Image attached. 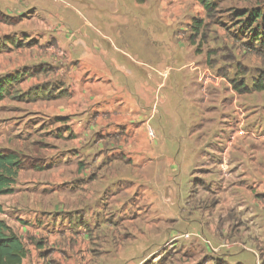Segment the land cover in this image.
I'll return each mask as SVG.
<instances>
[{"label": "crops", "instance_id": "1", "mask_svg": "<svg viewBox=\"0 0 264 264\" xmlns=\"http://www.w3.org/2000/svg\"><path fill=\"white\" fill-rule=\"evenodd\" d=\"M80 1L83 5L78 7L89 10L94 24L87 14L68 8L71 0H57L56 4L68 6L59 20L79 35L74 39L68 31V37L62 33L69 46L64 48L71 46L78 59L69 67L66 85L47 82L46 92L40 95L56 100V113L67 119L63 128L71 130V136L63 133L57 142L61 151L43 156L40 153L50 145V138L30 147L29 131L21 123L16 119L0 123V154L16 153L22 161L12 192L0 196V221L27 249L22 264H146L151 259L162 264H197L207 259V264H215L217 258L228 264H264V91L238 94L223 88L221 80L218 86L206 84L205 89L212 86L217 92L205 93L194 115L201 120L199 127H206L200 134L219 135V144L207 147L219 145V161L205 157L194 168L197 161H144L145 150L154 146L159 150L154 125L159 124L157 132L163 135L168 130V122L155 106L160 89L151 72L155 67L142 76L122 65L114 56L116 44L101 30L123 33L120 26L128 22L118 20L112 27L107 17L117 19L120 13H110L98 1ZM110 1L115 6L120 3L136 25L137 9L143 23L173 28L176 40L185 37V24L192 19L208 18L201 0ZM232 1L209 0L219 6ZM28 2L42 5L49 0H0V13L22 18L11 13L20 6L29 12ZM233 13L230 9L228 15L232 18ZM83 28L85 33L80 35ZM237 31L250 44V36ZM137 34L134 30L125 38L140 39ZM163 37L158 35L155 43L172 40ZM242 45H235L236 50L246 51ZM247 61L245 66L264 70L261 58L257 64L255 59ZM252 73L250 82L257 79ZM147 128L153 132L151 143L137 135ZM25 145L32 151L27 152ZM128 149L135 150V161H119V156L126 160L122 151ZM197 180L213 196L211 200L206 196L210 223L205 228L189 218L186 209Z\"/></svg>", "mask_w": 264, "mask_h": 264}, {"label": "rangeland", "instance_id": "2", "mask_svg": "<svg viewBox=\"0 0 264 264\" xmlns=\"http://www.w3.org/2000/svg\"><path fill=\"white\" fill-rule=\"evenodd\" d=\"M83 1L85 3L93 2V0ZM94 1L106 4L107 11L110 13L121 14V18L117 19L107 17V24L115 27L118 20L124 23L128 22L120 26L123 33L112 29L110 31L101 30V34L106 39L116 44L115 58L139 75L144 74L150 66L155 67L151 72L160 84L159 105L156 103L155 106L159 112L161 111L163 121L168 122V130L163 131L165 134L163 135L162 131L157 132L159 124L154 125V132L159 138V150L156 146L145 150L144 161H179L180 163L182 161H197L192 168L199 165V161H206L205 157H210L211 161H219V145L213 149L211 146L210 149H207L215 142L219 144V135L215 133L200 134L199 132H203L201 130L206 127H199L202 125L201 120L200 122L197 120L194 110L203 101L205 93L217 92V89L212 86L205 89L206 84L209 85L210 82H213L218 86L219 80H221L220 84L223 88L225 86L237 93L238 91L232 84L233 80L243 81L248 85L247 82L253 83V81L250 82L251 75H254L252 72L255 73V77H259L258 73L262 71L261 69L249 68L244 64L248 62L249 58L251 61L255 59L256 64L259 62V58L264 61L263 46L260 43H255L254 46L247 45L246 38L237 31L240 27L239 20L232 21L228 12L230 9L235 11L236 8L245 10L260 7L262 9L264 0L245 3L233 0L225 6H219L217 3L210 12H207L208 18L202 20L198 17L192 19L189 24H185L188 32L181 39L178 36L179 40L174 39L173 28L163 27L162 23L152 24V21L143 23L139 19L137 9L136 20L139 21V25L132 21L120 3L115 6L110 0ZM28 3L31 8L29 12L20 6L16 13H11L13 16H20L23 19L19 18L20 20L16 22L11 21L10 24L0 23V80L6 77L17 78V81H14L9 88L10 93L7 92L3 101L0 102V123H12L16 119L29 131L31 140L28 143L30 147L50 138V145L44 146L40 154L46 156L54 153L56 155L62 147V144L57 143L59 136L67 133L66 137H69L71 130H64L63 127L67 125V119H62L64 116L56 113V100L48 101L40 95L42 92H46L47 82H51L53 85H66V76L70 74L69 67H73V63L78 58L77 53L71 51V46L69 49L64 48L68 46L65 39L68 35L65 31H68L71 38L74 39H78L79 35L71 25H64L59 20L61 15L63 17V11L68 6L61 2L56 4L57 0H49V3L42 5L37 2H35L36 4ZM70 4L68 8L74 9L84 16L87 14L91 21L89 22L94 24L95 20L89 10L79 8L83 5L80 0H71ZM219 9L223 11L221 14H219ZM152 25L160 26L153 31L148 30ZM85 29L80 31V35L85 33ZM134 30L138 31L137 36L139 35L140 39L135 40L136 36L126 39L125 35ZM64 32L66 37L61 36ZM158 35L174 39L175 47L172 45V40L168 39L165 43H155L158 42ZM69 41L71 40L69 39ZM15 43L21 45V48H18ZM238 43L243 44L246 51L243 49L237 51L235 45ZM247 49H250L251 52H248ZM198 80L201 84L198 83ZM248 86L251 87L252 84ZM255 93L263 92L251 90L245 94ZM257 104L256 109H259V102ZM214 108L219 109V107ZM166 111L169 112H167L169 117L166 116ZM57 116L59 117L56 118ZM195 120H197V126H193ZM172 124L176 126H172ZM183 124L184 127L181 126ZM137 135H143L146 139L148 138L150 143L152 142L153 132L150 128ZM206 149L210 152L208 155ZM25 150L31 152L32 148L28 150L25 145ZM122 152L126 153V160H122L124 156L122 158L119 156L117 158L119 161H135L132 154L135 150L128 149ZM207 188L210 191L205 183L198 180L193 182L191 197L186 208L189 218L196 219V222L204 228L210 223L207 219L210 213L209 207H207L209 205L206 202V196H210ZM212 198L213 196L209 197L210 200ZM192 213L196 214L191 215ZM221 224H225L224 221H221ZM217 225L219 226V223ZM208 246L210 245L206 244V247ZM198 249H201L199 245L198 248H194L197 253ZM146 264H162V260L153 261L151 259Z\"/></svg>", "mask_w": 264, "mask_h": 264}, {"label": "trees", "instance_id": "3", "mask_svg": "<svg viewBox=\"0 0 264 264\" xmlns=\"http://www.w3.org/2000/svg\"><path fill=\"white\" fill-rule=\"evenodd\" d=\"M207 12L214 7V4L209 0H201ZM242 2H255L258 0H239ZM239 20V29L244 34L250 36V44L260 43L264 50V8L255 7L245 9L239 14L234 11L232 21ZM11 21H19V19H11L0 13V23L10 24ZM259 52L261 50L259 49ZM259 77L253 80L252 86H248L245 82L232 81L235 90L241 94L249 91L263 92L264 91V70L260 71ZM17 81L16 77H6L0 80V102L3 101L5 94L10 93V86ZM9 89V91H8ZM22 168V161L19 160V155L16 153L0 154V196L8 195L12 192L11 186ZM27 256V249L21 239L9 228L4 221H0V264H22ZM215 264H228L221 258L213 259ZM208 260L204 259L197 264H207Z\"/></svg>", "mask_w": 264, "mask_h": 264}, {"label": "bare ground", "instance_id": "4", "mask_svg": "<svg viewBox=\"0 0 264 264\" xmlns=\"http://www.w3.org/2000/svg\"><path fill=\"white\" fill-rule=\"evenodd\" d=\"M250 157V156H249Z\"/></svg>", "mask_w": 264, "mask_h": 264}]
</instances>
